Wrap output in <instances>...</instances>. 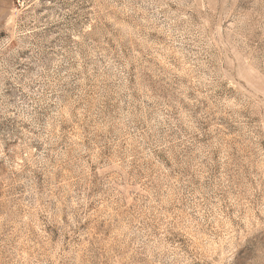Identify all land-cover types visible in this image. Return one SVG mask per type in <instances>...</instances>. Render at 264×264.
Segmentation results:
<instances>
[{
    "label": "rangeland",
    "instance_id": "rangeland-1",
    "mask_svg": "<svg viewBox=\"0 0 264 264\" xmlns=\"http://www.w3.org/2000/svg\"><path fill=\"white\" fill-rule=\"evenodd\" d=\"M0 264H264V0H0Z\"/></svg>",
    "mask_w": 264,
    "mask_h": 264
}]
</instances>
